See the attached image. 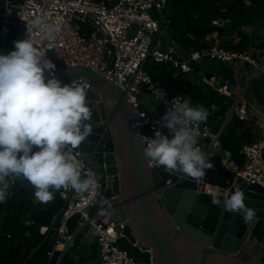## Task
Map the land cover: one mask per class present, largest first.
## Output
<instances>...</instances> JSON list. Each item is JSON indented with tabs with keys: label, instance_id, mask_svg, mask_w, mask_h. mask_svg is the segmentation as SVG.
<instances>
[{
	"label": "built area",
	"instance_id": "built-area-1",
	"mask_svg": "<svg viewBox=\"0 0 264 264\" xmlns=\"http://www.w3.org/2000/svg\"><path fill=\"white\" fill-rule=\"evenodd\" d=\"M169 2L170 0H20L14 4L11 0H3L0 2V53L7 54L6 40L13 25L18 21L23 31L17 34V40L25 38L27 28L30 29L34 45L45 53L52 52L56 69L59 65L85 66L110 80L129 100L136 115L131 126L145 149L147 139L154 137L156 130L168 134V130L162 128L159 121L168 108L183 102V97L171 96L160 81L153 79L144 70L147 61L167 65L176 75L182 77H191L195 66L206 60L229 66L234 73L246 65L251 71L250 79L264 80V48H225L217 40L216 31L196 41L200 47L191 44L181 46L173 40L158 44V38L168 27ZM229 23V19L219 16L211 20L213 26L221 29L228 28ZM47 25L56 29L51 35L44 31ZM132 28L134 31L130 35ZM260 28L261 39L264 41V26ZM245 30L249 37L254 36L246 27L238 28L234 34ZM235 37L237 43L239 38ZM187 38L194 41L190 33ZM13 49L14 47L10 51ZM205 83L218 96L232 99L230 118L234 116L243 123L254 122L256 113L247 102L248 94L244 91L235 94L233 83L219 77ZM137 95L143 96L151 103V114L138 105ZM218 109V106L212 105L208 110L209 117H213ZM196 135L197 147L207 158L212 157L213 152L216 156H223L221 163L232 172L233 182L236 177H241L247 184H257L264 188V139L259 138L243 144L240 150L242 163L237 165L221 150L220 133L213 131L208 121L196 128ZM205 141L208 142V149L203 146ZM74 152L83 161L82 173L95 175L90 163L80 153ZM146 164L147 168L156 171L168 186L174 185L177 177L173 173L165 171L163 166H155L148 159ZM9 182L12 187L7 198H11L18 190V178L11 177ZM233 182L230 187L223 189L224 197L237 190ZM99 187L84 194L77 193L71 187L58 191L62 208L56 220L58 227L49 229L56 232V240L52 250L47 253L46 264H62L60 257L52 262L54 252H59V240L64 239L62 248L68 247L73 232L84 224H89L94 231L99 264H147L135 260L120 247L119 240L125 238L117 232V224L103 221L101 211L95 210L92 217H89L88 210L100 195ZM73 217L77 219V227L70 232L68 222ZM119 226L123 227L121 224ZM47 232L48 228L42 229L43 234ZM140 253L149 254L148 264H152L148 251L140 250Z\"/></svg>",
	"mask_w": 264,
	"mask_h": 264
},
{
	"label": "water",
	"instance_id": "water-1",
	"mask_svg": "<svg viewBox=\"0 0 264 264\" xmlns=\"http://www.w3.org/2000/svg\"><path fill=\"white\" fill-rule=\"evenodd\" d=\"M22 31L16 21L6 40L7 53ZM46 55L55 62L52 52ZM55 75L65 84L82 81L89 85L94 134L74 150L99 178L100 195L88 210L89 217L101 211L103 221L117 224V232L131 246L150 253L152 264H264V188L235 178L233 185L244 192L245 204L256 210V217L246 224L241 215L211 203L207 193L219 189L223 198V188L180 173H173L177 180L168 186L147 168L143 143L131 126L136 115L117 85L85 66L59 65ZM136 99L148 114L153 112L146 98L137 95ZM229 120L230 116L219 133ZM68 257L79 264L98 259L89 224L75 230L70 245L61 250L60 261Z\"/></svg>",
	"mask_w": 264,
	"mask_h": 264
},
{
	"label": "clouds",
	"instance_id": "clouds-1",
	"mask_svg": "<svg viewBox=\"0 0 264 264\" xmlns=\"http://www.w3.org/2000/svg\"><path fill=\"white\" fill-rule=\"evenodd\" d=\"M55 30L51 25L44 28L49 35ZM30 33L27 28L13 50L0 53V203L7 201L11 177L28 181L35 199L44 204L62 188L84 194L99 187L97 176L82 173L83 161L74 152L94 134L89 85L62 83L55 75L56 65L34 45ZM209 115L190 99L168 108L159 121L168 134L156 130L147 139L145 158L169 173L203 181L206 170L214 166L197 147L196 128ZM207 194L212 204L241 215L246 224L256 217L242 190L223 198L219 189Z\"/></svg>",
	"mask_w": 264,
	"mask_h": 264
},
{
	"label": "trees",
	"instance_id": "trees-1",
	"mask_svg": "<svg viewBox=\"0 0 264 264\" xmlns=\"http://www.w3.org/2000/svg\"><path fill=\"white\" fill-rule=\"evenodd\" d=\"M244 1L251 3L248 12L254 14L244 16L241 9L236 5L243 4ZM258 11H254L257 10ZM221 10H224L221 12ZM264 0H172L167 16V28L171 40L178 42L181 46L193 45L200 47L196 41L202 39L205 35L212 32L220 34L225 29L218 28L211 24V20L219 16L220 18L230 19V26L234 29L237 26L248 25L254 22L264 26ZM229 26V28H230ZM192 34L194 41H190L187 35ZM240 34V42L237 45L228 43L225 48L244 50L248 45V38L243 33ZM168 66L147 61L144 70L155 80L168 90L171 96H176L169 84V72H166ZM169 69V68H168ZM171 71V70H170ZM172 73V71H171ZM178 77V76H177ZM174 77V78H177ZM179 78V77H178ZM176 79V87L181 93L184 82ZM193 100L204 107L216 104L219 109L212 120L216 121V130L223 122L225 112L228 106L224 104L223 98L214 92H200ZM253 134L249 127L237 118L232 119L223 128L219 140L221 150L229 155L232 163L240 165L242 156L241 147L244 143L253 141ZM216 164L212 169H207L204 182L220 187L228 188L233 182V174L221 163V158H215ZM18 190L11 198H7L5 203H0V264H46L47 253L50 252L55 244L51 239L54 231H49L51 227L56 229L58 223L56 218L62 208V203L58 197V191L54 194V199L47 203H41L34 197V187L24 179H18ZM69 231L73 232L77 227V219L73 217L68 222ZM48 228V232L43 234L42 229ZM8 236V239L5 237ZM119 240V245L126 250L129 255L149 263V254L140 253L138 249L132 250L128 243ZM34 252V253H33ZM31 257L27 259L30 254ZM58 252H54L52 262L57 259ZM25 262V263H24Z\"/></svg>",
	"mask_w": 264,
	"mask_h": 264
},
{
	"label": "crops",
	"instance_id": "crops-1",
	"mask_svg": "<svg viewBox=\"0 0 264 264\" xmlns=\"http://www.w3.org/2000/svg\"><path fill=\"white\" fill-rule=\"evenodd\" d=\"M244 3H246V2H244ZM223 19H225V18H223ZM230 23H231V20H230ZM230 23L228 25V28L230 26ZM242 27H246V29H249V31H252L254 36L249 37L246 34V30H245V32L244 31H240V32L238 31V34L235 35L234 34L235 31H237L238 28H242ZM260 27H263V26H261L260 24L254 22V23L248 24V25L237 26L234 29L232 28L233 31L231 33L233 34V36H232L231 45H237L240 42V39H241L239 33H243L248 38V45H247L246 49H244V50H247L248 48H252V47L256 48V49H259V50H262L264 48V41L261 39V33H260V29L261 28ZM228 28H226L225 30L227 31ZM166 31L168 32V28H167ZM224 33H225V31H223V34ZM218 34H219V32H218ZM234 36H238V38H239V41L237 43L234 42V39H235V41L237 40L236 37H234ZM166 40H168V41L171 40V37H166ZM202 65H203V63H201L200 65H196L195 66V69H194L195 72H194V74L191 77H189V76H187V77L178 76V75H176V73L173 70H171L172 74L174 73L175 77L178 76L179 78H182V80H184L185 78H186L185 80H187V78L189 77V79H188L189 83H187L185 85H182L183 91L181 92L180 95H176V96L183 97V101L186 100V99H190L193 105H200V104H197L193 100V97H197L200 92H206V89L210 90L208 88L207 84L205 83V81H209V80H211L213 78H217V77L225 79V80H228V81L233 83V85H234L233 86V88H234L233 92L235 94L236 93L238 94L239 92H243L244 91L245 94L249 95L248 97H246L247 98V102H249L251 108L255 109L256 117L254 119V122H249V123H244V124L246 125V127L250 128V130H251V132L253 134V137H254L253 140L259 139V138L260 139H264V80L259 79V78L250 79L249 76H245L242 73L241 74L234 73L232 68L229 67V66H227V69H224L223 73H218V75L215 76L214 73H211L209 71L208 72L203 71L201 69ZM243 67H247V66L245 65ZM200 87H202V89H200ZM210 92H212V91L210 90ZM222 98H223L224 104H226L229 107L228 110L225 112V115H224V118H223V122H224L225 119L228 118L229 113H230V111L233 108L232 107L233 106V101H232V99H229V98H224V97H222ZM212 105H216V104H211L210 106L205 107V108L207 110H209V108ZM214 115L211 118L209 117L207 121L211 125L213 131L219 133L223 122L220 125V127L218 128V130H216L215 125L217 124V120L216 121L212 120L214 118ZM231 119L232 118H230V120ZM210 158L211 159H215L217 157L216 156H214V157L212 156ZM62 249L63 248H59L58 247V251H59L58 253L59 254L57 256V259L60 257V252H61ZM62 264H79V263H77V261L74 262L72 259H70V257H68L67 259H64L62 261ZM90 264H99V260L97 259L96 261H91Z\"/></svg>",
	"mask_w": 264,
	"mask_h": 264
},
{
	"label": "rangeland",
	"instance_id": "rangeland-1",
	"mask_svg": "<svg viewBox=\"0 0 264 264\" xmlns=\"http://www.w3.org/2000/svg\"><path fill=\"white\" fill-rule=\"evenodd\" d=\"M3 0H0V2H2ZM14 4H16V3H18L20 0H11ZM251 6V3L249 2H247V3H243V4H241V3H238L237 5H236V8H240L241 9V12L243 13V15L244 16H251V18H253V16H254V14H252V12H248V9L247 8H249ZM254 11H258V9L257 10H254ZM259 13H262V14H264V11H262V10H259ZM264 21V20H263ZM133 31H134V28H132L131 30H130V35H131V33H133ZM166 31V30H165ZM164 31V33H162V35L158 38V44H160L161 42H165L166 41V37H170V34H168V32L166 31L165 32ZM233 31V29H232V27H230V28H228L227 29V31L223 34H218V36H217V40L219 41V43L220 44H222L223 46H225V45H227L228 43H232V36H233V34L231 33ZM235 37V36H234ZM231 41V42H230ZM234 42H235V39H234ZM203 71H205V72H211V73H214V75L216 76V75H218V73H223V71H224V69H227V66L226 65H223V64H216L215 62H213V61H211V60H206V61H204L203 62V65H202V68H201ZM166 72H169V78H168V80H169V84H170V86H171V88H173L172 90H174L175 91V94H177V95H180L181 93H179V91H178V89H177V87H176V79L178 78H174L175 77V75H174V73L172 74L171 73V71H170V69H168L167 68V70H166ZM235 73H239V74H244L245 76H249L250 75V73H251V71H250V69L248 68V67H242L241 69H238V70H236V72ZM179 79V78H178ZM186 79V78H185ZM182 80V78H180L179 80H181V82L183 81L184 82V84H187V83H189V81H188V79H189V77L187 78V80ZM164 85V84H163ZM165 86V85H164ZM166 87V86H165ZM167 88V87H166ZM204 88V87H203ZM168 89V88H167ZM200 89H202V87H200ZM210 90H208V89H206V92H209ZM151 99V98H150ZM203 146H204V148H206V149H208V142L207 141H205V142H203ZM216 153L215 152H213L212 153V156H216L215 155ZM218 159L219 158H222L223 156H220V155H217L216 156ZM55 238H56V232L54 231V233L52 234V236H51V239L52 240H55ZM6 239H8V237L6 238ZM123 243H128L125 239H123L122 240V244ZM128 245H129V248L130 249H132V250H135V249H137L136 247H133V246H131L129 243H128ZM139 251V250H138ZM133 258L135 259V260H138V261H141V260H139V259H137L136 257H134L133 256Z\"/></svg>",
	"mask_w": 264,
	"mask_h": 264
},
{
	"label": "bare ground",
	"instance_id": "bare-ground-1",
	"mask_svg": "<svg viewBox=\"0 0 264 264\" xmlns=\"http://www.w3.org/2000/svg\"><path fill=\"white\" fill-rule=\"evenodd\" d=\"M63 245H64V239L59 240V242H58V247H59V248H62Z\"/></svg>",
	"mask_w": 264,
	"mask_h": 264
}]
</instances>
